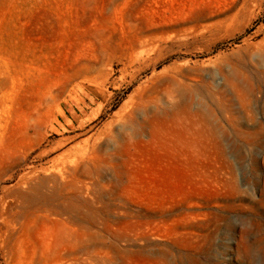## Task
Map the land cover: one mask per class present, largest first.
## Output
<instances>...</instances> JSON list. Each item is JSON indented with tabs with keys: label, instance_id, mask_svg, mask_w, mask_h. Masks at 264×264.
Returning a JSON list of instances; mask_svg holds the SVG:
<instances>
[{
	"label": "rangeland",
	"instance_id": "rangeland-1",
	"mask_svg": "<svg viewBox=\"0 0 264 264\" xmlns=\"http://www.w3.org/2000/svg\"><path fill=\"white\" fill-rule=\"evenodd\" d=\"M0 264H264V0H0Z\"/></svg>",
	"mask_w": 264,
	"mask_h": 264
}]
</instances>
